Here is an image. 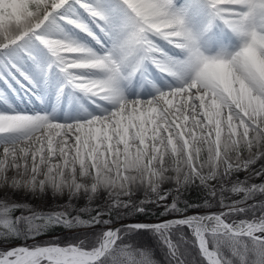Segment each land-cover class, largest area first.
I'll list each match as a JSON object with an SVG mask.
<instances>
[{"label":"snow or ice","instance_id":"1","mask_svg":"<svg viewBox=\"0 0 264 264\" xmlns=\"http://www.w3.org/2000/svg\"><path fill=\"white\" fill-rule=\"evenodd\" d=\"M0 264H264V0H0Z\"/></svg>","mask_w":264,"mask_h":264},{"label":"rangeland","instance_id":"2","mask_svg":"<svg viewBox=\"0 0 264 264\" xmlns=\"http://www.w3.org/2000/svg\"><path fill=\"white\" fill-rule=\"evenodd\" d=\"M256 182H260L258 179L256 180ZM26 199H28V198H26ZM192 199L193 200H195V195L193 194V196H192ZM32 204H39L40 203V201H38V200H35V199H31V201H30ZM52 204V201L51 200H49L48 201V203L45 205V207H48V206H50ZM191 213V212H190ZM168 218H170V217H168ZM126 222V221H125ZM72 233L70 232V231H68V230H60V231H58V232H52V233H48V234H44V235H42L41 237H40V239L41 240H46V239H50L52 236H58V237H61L62 238V240H64V239H71V237H72ZM29 242H31V241H29ZM153 243H155L154 241H153ZM155 251H156V255H157V257L159 258V259H161V260H166V257H165V254H164V250L158 245V244H156V247H155Z\"/></svg>","mask_w":264,"mask_h":264},{"label":"trees","instance_id":"3","mask_svg":"<svg viewBox=\"0 0 264 264\" xmlns=\"http://www.w3.org/2000/svg\"><path fill=\"white\" fill-rule=\"evenodd\" d=\"M60 230H63V229H57L56 231H54V232H58V231H60ZM61 240H62V238L61 237H59ZM67 239V238H66ZM46 240H48V239H46ZM46 240H44V241H46ZM65 240V239H64Z\"/></svg>","mask_w":264,"mask_h":264},{"label":"bare ground","instance_id":"4","mask_svg":"<svg viewBox=\"0 0 264 264\" xmlns=\"http://www.w3.org/2000/svg\"><path fill=\"white\" fill-rule=\"evenodd\" d=\"M189 214H192V213H189Z\"/></svg>","mask_w":264,"mask_h":264}]
</instances>
